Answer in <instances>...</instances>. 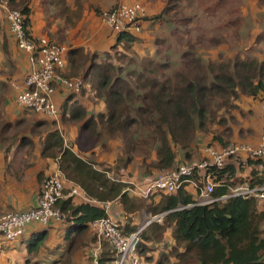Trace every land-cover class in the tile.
Wrapping results in <instances>:
<instances>
[{"label":"trees","instance_id":"trees-1","mask_svg":"<svg viewBox=\"0 0 264 264\" xmlns=\"http://www.w3.org/2000/svg\"><path fill=\"white\" fill-rule=\"evenodd\" d=\"M174 1H170L160 14L142 20L163 22L166 17L168 21H174L176 25L171 35L178 39L177 34L182 33L185 28L183 22L187 19L176 15ZM11 3L10 0V6ZM14 10L24 15L28 28V8ZM140 33L111 32L114 46L108 53L85 56L82 51H76L66 54V61L68 55H74L83 64L88 62L80 76L83 81L80 94L90 89L95 99L104 105V112L88 116L86 110L78 104L69 107L68 102L73 98L71 95L60 108L62 120L80 123V132L96 142L102 141L105 136L115 142L118 147L116 170H127L136 164L143 165L151 159L152 162L148 163L156 171L173 168L182 161L186 165L196 163L192 159L203 135L210 131L212 125L223 123L220 113L237 108L242 97L256 100L260 105L264 102V60L234 55L223 58L225 60L212 61L198 56L194 46L189 45L180 50L179 58L174 62L167 56L170 45L165 36L156 40L152 58H147L145 62L135 61V57H127ZM117 54L123 56H116V60L121 61L126 57L127 61L117 66L114 62ZM98 57H105L102 63L95 62ZM160 58L165 61L158 60ZM77 71L78 67L73 66L70 74L76 78ZM53 146L62 150V140L57 131L49 134L43 153L46 154L47 149ZM61 152L59 169L65 178L99 203L75 205L72 198L61 199L57 203L62 213L59 220L62 235L58 236L59 243L55 242L54 247L60 251L63 244L66 258L79 250L82 240L89 237L91 231L94 232L91 223L107 217L101 203L118 198L121 205L125 202L127 205L134 204L129 194H126L129 184L106 178L104 173L110 172L109 169L96 171L93 162L81 160L68 149ZM261 162L247 160V166L257 167ZM241 169L240 162H229L218 171L214 181L223 182L224 186L214 189L213 196L226 195L229 186L245 183L244 179L236 178V173ZM256 175L257 171L252 168V177L247 182L251 186L264 182V177L258 178ZM187 186L189 184L173 194H162L164 197L157 202L159 206L156 204L146 212L152 217L164 215V221L162 225L149 223L141 230L137 252L144 258H140L151 260L147 256L152 253L149 252L151 248L146 243H162L163 234L171 228L170 235L174 244L167 250L173 249L170 256L176 261L170 263V257L161 254L156 264H264V211L258 209L257 203L252 199L233 197L223 204L197 205ZM30 208H36V205L22 211ZM52 222L56 221H51L43 226L44 229L28 237L25 231L24 235L12 242L23 241L25 244L26 258L23 264H38L33 259L37 256H44V264L69 263V258L62 260L63 253L50 259L53 250L43 245L49 231H56L51 226ZM114 222L118 223L124 235L138 230L130 226L132 221H125L127 223L124 226L120 220ZM33 224L37 223L29 224L27 228ZM114 258L115 254L112 257L102 254L97 264H109Z\"/></svg>","mask_w":264,"mask_h":264},{"label":"crops","instance_id":"crops-1","mask_svg":"<svg viewBox=\"0 0 264 264\" xmlns=\"http://www.w3.org/2000/svg\"><path fill=\"white\" fill-rule=\"evenodd\" d=\"M9 1L8 6L10 9L28 8V31L33 39L48 38L55 44L65 46L67 54L82 51L83 55L89 56L94 53H108L114 46V40L110 35L111 30L101 22V12L120 3L133 4L137 2L143 5L145 17L150 18L160 14L163 8L168 3H171L170 1L174 0H11V6ZM251 4L253 6L252 2ZM256 6H258L257 2ZM5 14V10L0 8V215L6 212L22 211L36 205L40 192L39 189H41L43 181L57 170H60L61 151L64 149L70 150L80 159L93 162L95 164L93 169L96 171H103L104 167H112V170L115 169L112 155L103 153L99 157L96 154V150L100 147L89 146L86 143L83 144L82 138L86 134H79L80 123L62 120L60 108L71 95H73V98L68 102L69 107L78 104L86 110L88 116L104 112L102 102L94 97L91 98L88 89H86L87 92L85 93L74 95L67 92L62 86H56L53 100L60 110L57 118H49L39 113L30 112L17 105L15 91L11 88L10 84L12 82H19L26 75L30 69V62L28 55L17 48L15 41L9 35ZM163 22L142 20L141 33L137 35L138 40L131 48V52L137 60L143 61L154 56L156 49L155 42L159 39L158 36L160 35L158 29ZM251 40L253 45L257 46L258 44V49L261 51L258 54L253 53V57L258 61H263L264 31L255 30L251 36ZM231 57L232 55H222V58ZM79 59L78 56H67L66 71L64 72L66 77L74 78L70 74L73 66L78 67L76 78H80L83 74V71L88 66V62L83 64V61ZM214 59L216 58L208 56V60L214 61ZM241 99V108L245 107L244 111L246 113L253 112L254 110H257V112L256 116H253L250 120L248 128L244 127L247 135H244L243 141L237 138L235 141L254 144L258 141L260 134V103L248 97H242ZM54 131H57L58 137L62 140V150L59 147L53 146V148H48L45 152L46 154H44L43 150L46 140L49 134ZM74 141L81 142L83 147H80L84 150L87 159L77 154ZM100 146L105 147L103 142ZM101 166L104 167L101 168ZM241 168V171L236 173V178L244 179L245 183L252 177H250L252 168L254 171L258 170L255 166H242ZM112 170L110 172H103L107 179L127 183L130 186L133 185L135 179L130 180L123 177L125 169L117 173L119 177L115 179L113 178L114 171ZM74 188L77 189V193L71 195V191ZM187 189L194 199L197 200L195 197L197 193L193 187L189 185ZM122 192L124 191L122 190ZM129 197L132 198L131 195ZM65 198H72L75 205L87 202L92 204L98 203L96 199L88 197L78 185L67 179L64 182L62 199ZM101 205L105 208L107 216L113 219V221L120 220L121 225L127 223L125 221L130 216L124 212L118 198L101 203ZM257 207L259 210L264 211V202H258ZM143 214H145L146 219L151 217L150 215H146L145 211ZM156 217H151L150 223L162 224V222H157ZM59 225V220L58 222H52L51 226H54L56 231L52 230L49 233H51L50 236L54 237L55 241L53 240L52 242L50 240L46 242L47 247L52 248L50 244L55 245L54 242L59 243L58 236L62 235ZM134 225L135 222L132 221L130 226L133 227ZM41 229L44 228L40 224L29 226L26 229L27 237L31 233ZM170 233L171 228L165 233V238L163 239V242L168 244L167 249L174 244ZM163 242H154L153 244L162 246ZM146 244L148 246L152 245L150 242ZM158 255L159 252L157 251L148 254L147 256L152 259H143L144 261L141 264H156ZM25 258L26 248L23 241L7 244L0 249V264H23ZM33 259L36 260L35 257ZM34 260L32 261L34 262ZM175 261L174 257L169 258L170 263H174Z\"/></svg>","mask_w":264,"mask_h":264},{"label":"built area","instance_id":"built-area-1","mask_svg":"<svg viewBox=\"0 0 264 264\" xmlns=\"http://www.w3.org/2000/svg\"><path fill=\"white\" fill-rule=\"evenodd\" d=\"M0 8L5 10L8 32L13 37L19 50L28 55L30 69L19 81L12 82L18 106L24 110L39 113L49 118H57L59 108L54 103L56 86H62L70 94L78 95L83 86L81 78H68L66 71L67 48L50 41L48 38L33 39L25 25L24 15L8 6V0H0ZM145 10L141 3L117 4L101 12V22L111 32L120 34L130 32L138 34L141 31V20L145 17ZM261 129L258 141L254 144L246 142H229L221 147L208 146L203 151L201 161L191 165L179 164L170 169L158 170L150 181L138 188V193L144 198L153 194H173L185 185H191L197 193V205H213L225 203L233 197L252 199L256 203L264 202V182L250 185L237 184L228 187V194L221 197L213 196L214 189L224 186L223 182H215V174L227 163L240 162V166H247V160L262 161L256 168L258 178L264 177V102L260 105ZM255 179V178H254ZM66 178L57 170L46 178L37 198L36 208L26 211H12L0 215V249L18 240L25 234L29 224L37 223L47 226L51 221H58L62 213L57 207L63 198L64 182ZM77 193L74 188L71 195ZM139 194V195H140ZM151 220L147 221V226ZM144 226V227H145ZM124 235L118 224L110 217L95 220L91 228L99 240H106L113 248L115 258L109 264H141L142 260L137 252L140 243V232L144 228ZM100 246L94 250V264L98 263Z\"/></svg>","mask_w":264,"mask_h":264},{"label":"rangeland","instance_id":"rangeland-1","mask_svg":"<svg viewBox=\"0 0 264 264\" xmlns=\"http://www.w3.org/2000/svg\"><path fill=\"white\" fill-rule=\"evenodd\" d=\"M175 0L173 4H175L174 12L178 17L186 18V22L184 23L185 28H183L182 33L180 32L177 34L178 39L176 36L171 35L173 32L175 23L174 21H168L166 17L163 19V23L159 27L158 31L160 35L158 36L160 39L167 36L168 43L170 45V49L167 51V56L170 60L177 62L179 58V53L182 48L190 46H194L196 50V54L198 56L204 57V59H208V56H213L214 61L225 60L221 56L222 55H232V56H242L245 59L253 58V53L258 54L261 51L258 49L257 46L252 44L251 36L255 32V30L264 31V0ZM253 3V6L251 4ZM256 2L258 6H256ZM175 20V19H173ZM188 23V24H187ZM154 31V30H153ZM253 32V33H252ZM183 39L181 40V38ZM180 40L182 43H180ZM166 45V44H165ZM165 48V46H163ZM186 49V48H185ZM253 49V50H252ZM220 50L219 52H217ZM122 52V51H121ZM122 58L121 55H115ZM164 56V55H163ZM113 57V54H112ZM134 55L132 52H129L127 58L134 59ZM220 57V58H218ZM105 57H98V60L95 62L102 63ZM126 58V57H125ZM123 58V60H114L117 66L121 65L127 59ZM136 58V57H135ZM164 58V57H163ZM163 58L158 60L165 61ZM218 58V59H217ZM137 61V59H134ZM143 60L141 62H145ZM136 63V62H135ZM137 64V63H136ZM88 92L92 97H94V93L88 89ZM95 98V97H94ZM237 108H232L227 112L220 113L219 116L222 118L223 123L221 124H214L210 128L208 133L203 135L202 140L198 144V149L194 152V157L192 161H201L200 159L203 157V151L208 146L212 145H225L229 142H236L235 139L242 140L245 138L244 135H247L244 130L248 128L250 124V120L253 116H256L257 110L253 112L246 113L244 110L245 107L241 108L242 106V99L238 101ZM260 105V104H259ZM250 132V130H249ZM79 134L82 133L79 131ZM244 136V137H242ZM217 138V139H216ZM218 140H221L219 142ZM76 146V152L80 157L87 159V156L84 154V150L81 148V142L74 141ZM83 144H88L89 146L100 147L96 150L97 156L103 155V153H107L112 155L114 159V168L115 163L118 157V148L115 142L108 140L107 137L100 141L96 142L92 140L89 136H83L82 138ZM104 144L105 147L100 146ZM108 144V145H107ZM81 146V147H80ZM108 147V148H106ZM103 149V150H102ZM96 157V156H95ZM83 160V159H81ZM86 161V160H85ZM90 161V160H89ZM148 162H152V159ZM146 164H136L134 166L129 167L127 170L123 171L124 178L127 179H135L133 181V185H128L126 188L128 191L126 194L131 195L130 198L132 205H127L126 202L122 204L124 212L130 216L126 221H134L135 228L139 229L145 226L146 221L148 219L145 218V214L143 212H147L151 210L157 202L164 197L161 193L153 194L148 198L142 197L140 192L138 193V188L143 187V183L147 180H151L155 177L158 171L153 168L150 163ZM184 161L178 162L183 164ZM176 164L179 165V164ZM186 163V162H185ZM104 167V166H103ZM101 166V168H103ZM110 168V169H109ZM105 168L112 170V167ZM122 169H114L113 178L119 177L117 173H120ZM156 171V172H155ZM111 174V173H110ZM112 176V175H110ZM140 194V195H139ZM198 199V196H195ZM154 198V199H153ZM158 205V204H157ZM156 205V206H157ZM159 206V205H158ZM259 207V205H258ZM262 209L261 207H259ZM148 215V214H146ZM152 219V218H151ZM150 219V220H151ZM157 222H162L164 215H158L156 218ZM118 224V223H117ZM160 224V225H162ZM124 226V225H123ZM49 233L47 239L44 241V244L48 241H55L54 237L50 236ZM163 239L165 238V233L163 234ZM55 243V242H54ZM81 248L79 250H75V253L71 257L65 258V253L63 251L64 245L60 246V251L56 250L54 245L52 246V254L50 259H54L57 256L63 253V259L66 260L69 258L68 264H94V250L97 246H100V254L98 258L102 254H108L109 257L114 256V251L106 241L99 240L94 232L91 231L89 237H85L84 240L81 242ZM156 243V242H155ZM152 244L149 248L151 250L149 252L154 253L155 251L159 252L157 258H160V255H164L167 258L171 257L170 252L167 250L168 244L163 242V245L158 246ZM48 254V252H46ZM139 254V253H138ZM146 254V253H145ZM142 255H140L141 257ZM144 258V256H142ZM141 257V258H142ZM36 261L38 264H44L45 260L43 256H37ZM50 261V260H49ZM30 264H33L32 262Z\"/></svg>","mask_w":264,"mask_h":264}]
</instances>
